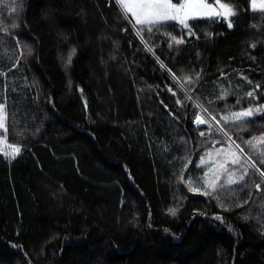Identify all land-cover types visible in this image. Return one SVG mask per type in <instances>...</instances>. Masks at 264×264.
Here are the masks:
<instances>
[{
  "label": "trees",
  "instance_id": "trees-1",
  "mask_svg": "<svg viewBox=\"0 0 264 264\" xmlns=\"http://www.w3.org/2000/svg\"><path fill=\"white\" fill-rule=\"evenodd\" d=\"M224 1L137 25L115 0H0V264H264V110L232 118L264 104V9Z\"/></svg>",
  "mask_w": 264,
  "mask_h": 264
},
{
  "label": "snow or ice",
  "instance_id": "snow-or-ice-1",
  "mask_svg": "<svg viewBox=\"0 0 264 264\" xmlns=\"http://www.w3.org/2000/svg\"><path fill=\"white\" fill-rule=\"evenodd\" d=\"M115 2L122 3V0H115ZM216 2L219 4V0H216ZM123 7L128 13H131L133 16H135V23L139 25H151V24L159 23L161 21H177V20H179L181 24H184L185 17L188 15V12L190 10L199 11L202 12L204 15H208V16L214 15V16L228 17L229 15L233 14L231 10L227 8L224 4H219L221 11H216L214 8H212L210 5L206 3H200L197 5H194L192 3H181L179 5H176L173 4L171 0H141V2L137 4L123 3ZM253 7H255V0H253ZM262 7H264V5H262ZM231 26L232 25L229 21L228 27ZM189 35H191L190 32ZM180 42L182 41H177V43ZM73 55H75V49H73L72 52L68 55L67 64L70 65L72 63ZM247 95L251 97L253 96V93L249 92ZM256 111H260V109H257ZM252 116H253L252 109H247L244 111L232 113V118L234 120H240L242 118L252 117ZM196 122L198 124L206 123L205 120L200 119L199 117H197ZM203 134L204 133H201V135ZM249 143H251V141ZM15 152L18 153L19 149H15ZM232 155L235 156L234 153ZM239 162L240 161L238 157L231 160L232 164H237ZM219 167L223 169L224 165L221 164ZM245 175H247V170H245ZM239 179L243 180L244 176H240ZM216 180H219V175H216L215 180L206 181L208 187L215 190ZM228 183L232 184V183H236V181L231 179L230 177ZM207 194L208 193H205V195ZM170 212L172 215H175V209H171ZM217 219L220 218L217 217Z\"/></svg>",
  "mask_w": 264,
  "mask_h": 264
},
{
  "label": "rangeland",
  "instance_id": "rangeland-1",
  "mask_svg": "<svg viewBox=\"0 0 264 264\" xmlns=\"http://www.w3.org/2000/svg\"><path fill=\"white\" fill-rule=\"evenodd\" d=\"M140 2H141V0H122V3H120V4L123 7V3L137 4ZM171 2H172V0H171ZM185 3H192L194 5H197L200 3H206V4L210 5L212 8H214L216 11H221L219 4H224L227 8H229L231 10L230 4L224 0H219V4L216 1L211 2L209 0H185ZM252 4H253V1H252ZM262 5H264V0H255V7L254 8H264V7H262ZM123 9H124V7H123ZM124 11L129 16H131L133 21L135 22V16H133L131 13H128L125 9H124ZM197 16H208V15H204L202 12H199V11L190 10L188 12V15L185 17L184 22H186L188 19H190L192 17H197ZM137 25H139V24H137ZM0 106H2V107H0V153L3 152L4 154H6L8 156L13 157L17 154L15 152V149H19V147L14 145V144H11L8 141L7 135L4 134V132L7 131V109H6L5 104H0ZM257 109H260V111H256ZM252 110H253V114L262 112L264 110V104L260 105V106H256ZM207 117L208 116L206 114L202 113L199 118L203 119L205 121H208ZM235 148H236V146H235ZM233 153H234V149L232 147H231V149H229L227 156L225 155L226 152L225 153L224 152H218L217 150H215L213 152H210L204 159L201 160V163L204 166L210 165V167H211V172L208 173L209 175H211V178L208 177L206 179V181L215 180L216 175H219L220 171H221V168L219 166L221 164L226 165V163L228 161L232 160V159L228 160V156L230 155L231 158H233L234 157L232 155ZM262 179L264 180L263 176H262ZM206 187L209 188L208 186H206Z\"/></svg>",
  "mask_w": 264,
  "mask_h": 264
},
{
  "label": "crops",
  "instance_id": "crops-1",
  "mask_svg": "<svg viewBox=\"0 0 264 264\" xmlns=\"http://www.w3.org/2000/svg\"><path fill=\"white\" fill-rule=\"evenodd\" d=\"M253 1V0H252ZM260 9H264V8H260Z\"/></svg>",
  "mask_w": 264,
  "mask_h": 264
},
{
  "label": "water",
  "instance_id": "water-1",
  "mask_svg": "<svg viewBox=\"0 0 264 264\" xmlns=\"http://www.w3.org/2000/svg\"><path fill=\"white\" fill-rule=\"evenodd\" d=\"M85 99V98H84Z\"/></svg>",
  "mask_w": 264,
  "mask_h": 264
}]
</instances>
